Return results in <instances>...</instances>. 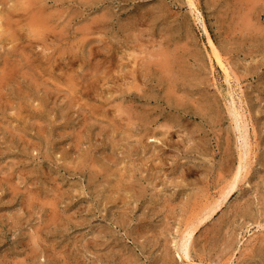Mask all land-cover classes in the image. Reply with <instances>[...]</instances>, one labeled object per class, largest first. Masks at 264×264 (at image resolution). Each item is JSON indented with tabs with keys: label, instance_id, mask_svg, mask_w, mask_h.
Segmentation results:
<instances>
[{
	"label": "rangeland",
	"instance_id": "374dc122",
	"mask_svg": "<svg viewBox=\"0 0 264 264\" xmlns=\"http://www.w3.org/2000/svg\"><path fill=\"white\" fill-rule=\"evenodd\" d=\"M30 1L0 0V264H264V0H198L229 79L187 0ZM43 8L45 40L25 26ZM235 108L248 123L250 171L200 225L188 257L185 223L219 197L242 150Z\"/></svg>",
	"mask_w": 264,
	"mask_h": 264
},
{
	"label": "bare ground",
	"instance_id": "6f19581e",
	"mask_svg": "<svg viewBox=\"0 0 264 264\" xmlns=\"http://www.w3.org/2000/svg\"><path fill=\"white\" fill-rule=\"evenodd\" d=\"M28 2H31L30 0H27ZM33 1V0H32ZM37 1V0H36ZM55 1H57V2H60V1H62V0H55ZM92 1V0H91ZM188 1V5H189V8H190V11H191V13H192V15L195 17V21L202 27V29L204 30V32L208 35V39H209V42H210V44H211V46H212V49H213V52H214V54H215V57H216V59H217V62L222 66V68L224 69V71H225V73L227 74V76H228V79L231 77V69H230V67H229V64H227L226 63V61H225V59H223V57H222V54L220 53V50L217 48V46L215 45V43H214V41L212 40V38H211V36H210V33H209V29H208V25H207V22H206V19H205V16H204V14H203V12H202V10L200 9V7H199V5H198V0H187ZM242 2H243V5L244 4H246L247 5V8H248V5L250 4V3H252V4H254L255 3V1L254 0H241ZM257 1H259V0H256V2ZM65 2V1H64ZM80 2V1H79ZM92 2H94V1H92ZM239 2V1H238ZM254 2V3H253ZM34 3H35V1H34ZM32 4V3H31ZM36 4V3H35ZM65 4V3H64ZM242 4V3H241ZM259 4V3H258ZM44 4H42L41 6H43ZM85 5V4H84ZM137 5V4H136ZM173 5V4H172ZM17 6H18V4H17ZM89 6V5H88ZM123 6V5H122ZM132 6V5H131ZM245 6V5H244ZM257 5H255L254 4V6L253 7H256ZM260 6V5H259ZM52 7V6H51ZM85 7H86V5H85ZM226 7V6H225ZM251 7V6H250ZM253 7H251V8H253ZM17 8V7H16ZM36 8V7H35ZM68 8V7H67ZM146 8V7H145ZM251 8H249V12H251L252 10H250ZM41 9V8H40ZM77 9H79V8H77ZM99 9H101V8H99ZM114 9V8H113ZM150 9V8H149ZM19 10V9H18ZM60 10V9H59ZM80 10V9H79ZM116 10V9H115ZM121 10V9H120ZM35 11V10H34ZM74 11V10H73ZM71 12V10H70V12H71V16H73V13L75 14V12ZM75 11H76V9H75ZM226 11V10H225ZM247 11V10H246ZM29 12H30V10H29ZM33 12V11H32ZM80 12H82L81 10L79 11V13H78V15L80 14ZM149 12V11H148ZM254 12V11H253ZM104 13V12H103ZM103 13H102V15H103ZM118 13V12H117ZM244 13H246L245 11H244ZM258 13V12H257ZM121 14H123V13H121ZM260 14H262V12L260 13ZM50 13H48L46 10H45V8H43L41 11H40V13H37V15H35V16H33L32 17V19H30L29 20V22H28V24H26L25 26H26V28H28L29 29V33L31 34H34V36L33 37H35V34L38 36V35H40L41 34V37L40 38H44V36H45V38H44V40L45 39H47L46 37H48V36H46V33H45V30H47V25H49V21L50 20H52V19H50ZM225 15V14H224ZM238 16H239V14H237ZM61 16V15H60ZM66 16H67V14H66ZM101 16V15H100ZM122 16V15H121ZM134 16V15H133ZM137 17H138V15H136ZM140 16V15H139ZM226 16V15H225ZM242 16V15H241ZM249 16V15H248ZM25 17V16H24ZM79 17V16H78ZM106 17V16H105ZM227 17V16H226ZM244 18H247V17H245V15L243 16ZM259 17V16H258ZM55 18H57V17H55ZM65 18V16L62 18V20ZM68 18V17H67ZM72 18V17H71ZM71 18H70V20H71ZM76 18V17H75ZM95 18V17H94ZM146 18V17H145ZM241 18V17H240ZM2 19V18H1ZM26 19V18H25ZM84 19V18H83ZM125 19V18H124ZM130 19V18H129ZM133 19H135V18H133ZM172 19V18H171ZM24 20V19H23ZM69 19H68V21H70ZM76 20V19H75ZM87 20V19H86ZM94 20V19H93ZM92 20V21H93ZM101 20V19H100ZM117 20V19H116ZM120 20H121V18H120ZM122 20H123V18H122ZM139 20V19H138ZM142 20V19H141ZM148 20V19H147ZM225 20V19H224ZM241 20V19H240ZM65 21V20H64ZM63 21V22H64ZM67 21V20H66ZM80 21V20H79ZM78 21V22H79ZM132 21V20H131ZM131 21H129L130 23H131ZM242 21V20H241ZM249 21H250V19H249ZM17 22V21H16ZM85 22V21H84ZM105 22V21H104ZM128 22V23H129ZM133 22V25H134V22L135 21H132ZM245 22V21H244ZM9 23V22H8ZM65 23V22H64ZM97 23V22H96ZM106 23V22H105ZM127 23V24H128ZM129 23V24H130ZM141 23V22H140ZM143 23V22H142ZM142 23H141V25H142ZM231 23H232V21H231ZM248 23V22H247ZM250 23V22H249ZM3 24V23H2ZM1 24V25H2ZM75 24H76V22H75ZM74 24V25H75ZM78 24V23H77ZM104 24V23H103ZM124 24V23H123ZM126 24V23H125ZM132 24V23H131ZM144 24V23H143ZM148 24V23H147ZM253 24V23H252ZM80 26H82V24L80 23L79 24ZM79 25H77V26H79ZM84 25H87V24H84ZM97 25H98V23H97ZM110 25H112V24H110ZM133 25L131 26L130 25V28L131 27H133ZM140 25V24H139ZM141 25H140V27H141ZM149 25H151V24H149ZM148 25V26H149ZM225 25V24H224ZM236 25V24H235ZM255 25H256V23H255ZM260 25V24H259ZM4 26V25H3ZM24 26V27H25ZM73 26V25H72ZM118 26V25H117ZM124 26V25H123ZM144 26H145V24H144ZM154 26V25H153ZM161 26V25H160ZM232 26V25H231ZM238 26V25H237ZM248 26H249V24H248ZM257 26V25H256ZM5 27V26H4ZM3 27V28H4ZM15 27V26H14ZM86 29L88 28V27H86V26H84ZM83 27V28H84ZM91 27V26H90ZM93 27H94V24H93ZM101 27V26H100ZM129 27V26H128ZM137 27V26H136ZM177 27V26H176ZM184 27H186V25L184 26ZM244 27V26H243ZM260 27H262V24H261V26H259V28ZM264 27V26H263ZM6 28V27H5ZM53 28V27H52ZM68 28V27H67ZM66 28V29H67ZM71 28V27H70ZM73 28V27H72ZM77 28V27H76ZM92 28V27H91ZM150 28V27H149ZM148 28V29H149ZM181 28V27H180ZM232 28V27H231ZM258 28V29H259ZM2 29V28H1ZM0 29V30H1ZM17 29V28H16ZM106 29V28H105ZM120 29V28H119ZM132 29V28H131ZM136 29V28H135ZM139 28H137L135 31H137ZM143 29V28H142ZM244 29H246V27L244 28ZM250 29V28H249ZM49 30V29H48ZM65 30V29H64ZM70 30V29H69ZM69 30H67V31H69ZM74 30V29H73ZM108 30V29H107ZM125 30V29H124ZM191 30V29H190ZM260 30H261V28H260ZM263 30V29H262ZM2 31L3 30H1V34H2ZM15 31V30H14ZM55 31V30H54ZM77 31H80V30H77ZM140 31H144V30H140ZM161 31V30H160ZM191 31H193V30H191ZM234 31V30H233ZM247 31V30H246ZM18 32V31H17ZM50 32H51V30H50ZM64 32V31H63ZM74 32H76V31H74ZM130 32V31H129ZM147 32H149V31H147ZM146 31H145V33H147ZM150 32H151V30H150ZM176 32V31H175ZM244 32H245V30H244ZM256 32V31H255ZM263 32V31H262ZM47 33H49V32H47ZM51 33H55V32H51ZM57 33V32H56ZM55 33V34H56ZM66 33V32H65ZM82 33V32H81ZM98 33V32H97ZM132 33V32H131ZM139 33V32H138ZM142 33V32H141ZM246 33V32H245ZM9 34V33H8ZM16 34V33H15ZM19 34V33H18ZM22 34V33H21ZM50 34V33H49ZM68 34V33H67ZM99 34V33H98ZM101 34V33H100ZM130 34V33H129ZM135 34V33H134ZM143 34V33H142ZM233 34V33H232ZM262 34V33H261ZM11 35H13V34H11ZM20 35V34H19ZM23 35V34H22ZM70 35V34H69ZM131 35V34H130ZM129 35V36H130ZM140 35V34H139ZM139 35H138V37H139ZM14 36H16V35H14ZM36 36V37H37ZM60 36V35H59ZM59 36H56V37H59ZM251 36V35H250ZM10 37V36H9ZM22 37V36H21ZM30 37V36H29ZM39 37V36H38ZM55 37V36H54ZM65 37V36H64ZM68 37V36H67ZM132 37V36H131ZM144 37H146V36H144ZM253 37V36H252ZM3 38H4V36H3ZM18 38H20V36L18 37ZM31 38V37H30ZM50 38V37H49ZM76 38L78 39V37L76 36ZM76 38H72L71 40L72 41H74V39H76ZM133 38V37H132ZM132 38H131V40H132ZM136 38V37H135ZM153 38V37H152ZM152 38H150V39H152ZM171 38V37H170ZM16 39V38H15ZM22 39V38H21ZM34 39V38H33ZM52 39V38H51ZM54 39H56V38H54ZM68 39V38H67ZM137 39V38H136ZM141 39V38H140ZM9 40H10V38H9ZM30 40V39H29ZM37 40V39H36ZM82 40V39H81ZM80 40V41H81ZM128 40V39H127ZM138 40H139V38H138ZM148 40V39H147ZM186 40V39H185ZM3 41V40H2ZM12 41V40H11ZM34 41V40H33ZM33 41H32V43H33ZM38 41V40H37ZM47 41V40H46ZM76 41V40H75ZM75 41H74V43H75ZM78 41V40H77ZM123 41H124V39H123ZM150 41V40H149ZM188 41V40H187ZM4 42V41H3ZM13 42V41H12ZM49 42H51V41H49ZM54 42V41H53ZM60 42H61V39H60ZM67 41H65V43H66ZM91 41H89V43H90ZM133 42H134V40H133ZM139 42V41H138ZM138 42H137V44H138ZM4 43H6V42H4ZM27 43H30V42H27ZM35 43V42H34ZM37 43V42H36ZM40 43V42H39ZM43 43V42H42ZM47 43V42H46ZM79 43V42H78ZM142 43V42H141ZM186 42H184L183 44H185ZM16 44V43H15ZM31 44V43H30ZM38 44V43H37ZM44 44V43H43ZM43 44H41V45H43ZM67 44V43H66ZM80 44V43H79ZM133 44V43H132ZM165 44V43H164ZM182 44V43H181ZM13 45V44H12ZM24 45V44H23ZM55 45V44H54ZM74 45V44H73ZM76 45V44H75ZM75 45L73 46V47H75ZM90 45V44H89ZM121 45H122V43H121ZM136 45V44H135ZM29 46V45H28ZM31 46V45H30ZM44 46V45H43ZM48 46H50V43L48 44ZM59 46V45H58ZM133 46H134V44H133ZM143 47L145 46V44L144 45H142ZM188 46V45H187ZM19 47H20V44H19ZM38 47V46H37ZM51 47V46H50ZM63 47H64V45H63ZM92 47V46H91ZM140 47V46H139ZM148 47V46H147ZM147 47H145V49L147 48ZM161 48L163 47V46H160ZM13 48V47H12ZM18 48V47H17ZM32 48H34V46L32 47ZM54 48H56V47H54ZM58 48V47H57ZM56 48V49H57ZM66 48H67V46H66ZM117 48H118V46H117ZM123 48V47H122ZM125 48V47H124ZM44 49V48H43ZM53 49V48H52ZM52 49H50L51 51H54V50H52ZM55 49V50H56ZM60 49V48H59ZM58 49V50H59ZM93 49V48H92ZM102 49H104V48H102ZM145 49H143V50H145ZM166 49V48H165ZM164 49V50H165ZM176 49V48H175ZM13 50V49H12ZM14 50H16L15 48H14ZM32 50V49H31ZM37 50V49H36ZM106 50V49H105ZM133 51H135L134 50V47H133V49H132ZM136 50H137V48H136ZM147 51H148V48L146 49ZM185 50H187V49H185ZM10 51H11V49H10ZM23 51V50H22ZM38 51V50H37ZM45 51V50H44ZM43 51V52H44ZM65 51V50H64ZM71 50H69V52H70ZM73 51V50H72ZM79 51V50H78ZM83 51V50H82ZM92 51V50H91ZM131 51V50H130ZM147 51H145V52H147ZM15 52V51H14ZM13 52V53H14ZM25 52H26V50H25ZM41 52V51H40ZM62 52H63V50H62ZM90 52V51H89ZM102 52H105L106 53V51H102ZM109 52H110V54H111V51H108V53H106V54H108L109 55ZM136 52V51H135ZM158 52V51H157ZM175 52V51H174ZM185 52V51H184ZM9 53V52H8ZM18 53H19V51H18ZM27 53V52H26ZM58 53V52H57ZM60 53V52H59ZM58 53V54H59ZM66 53V52H65ZM75 53V52H74ZM98 53H100V51L98 52ZM98 53H97V55H98ZM137 53H138V51H137ZM148 53V52H147ZM169 53H171V51L169 52ZM4 55H5V53H3ZM11 54H12V52H11ZM22 54H23V52H22ZM25 54V53H24ZM29 54V53H28ZM37 54V53H36ZM61 54V53H60ZM77 54V53H76ZM83 54V53H82ZM132 54V53H131ZM148 54H150V53H148ZM156 54V53H155ZM27 55V54H26ZM32 55V54H31ZM34 55V54H33ZM49 55V54H48ZM66 55V54H65ZM73 55V54H72ZM105 55V54H104ZM113 55V54H112ZM117 55V54H116ZM115 55V56H116ZM153 55H154V53H153ZM169 55V54H168ZM2 56V55H1ZM1 56H0V58H1ZM8 56H10V55H8ZM42 56V55H41ZM58 56V55H57ZM60 56V55H59ZM69 56V55H68ZM77 56V55H76ZM96 56V55H95ZM106 56V55H105ZM134 56V55H133ZM133 56H131V57H133ZM138 56H140L139 54L137 55V57ZM145 56V55H144ZM150 56H152V55H150ZM157 56H158V54H157ZM160 56V55H159ZM163 56H165V55H163ZM46 57V56H45ZM51 57H53V56H51ZM104 57V56H103ZM113 57V56H112ZM135 57V56H134ZM156 57V56H155ZM175 57V56H174ZM13 58H16V57H13ZM18 58H19V56H18ZM18 58H16V59H18ZM22 58V57H21ZM24 58V57H23ZM44 58V57H43ZM64 58V57H63ZM66 58V57H65ZM71 58V57H70ZM75 58V57H74ZM105 58V57H104ZM142 58H143V55H142ZM161 58V57H160ZM173 58V57H172ZM3 59V58H2ZM28 59V58H27ZM37 59H38V57H37ZM42 59V58H41ZM51 60H52V58H50ZM54 59H55V55H54ZM80 59V58H79ZM103 59V58H102ZM123 59V58H122ZM131 59V58H130ZM139 59H141L140 57H139ZM1 60V59H0ZM39 60V59H38ZM44 60V59H43ZM51 60H49V61H51ZM72 60H75V59H72ZM132 60V59H131ZM137 60V59H136ZM227 60H229V59H227ZM4 61H6V60H4ZM24 61V60H23ZM27 61V60H26ZM31 61V60H30ZM55 61V60H54ZM61 61V60H60ZM133 61H135L134 59H133ZM144 61H145V59H144ZM15 62V61H14ZM29 62V61H28ZM63 62V61H62ZM68 62H69V60H68ZM100 62H102V60L100 61ZM104 62V61H103ZM128 62H130V64H131V62L132 61H128ZM151 62H153L152 60H151ZM156 62V61H155ZM166 62V61H165ZM164 62V63H165ZM169 62V61H168ZM174 62V61H173ZM5 62H3L2 64H4ZM52 63V62H51ZM55 63V62H54ZM125 63V62H124ZM124 63H121L122 65L124 64ZM133 63V62H132ZM138 63V62H137ZM145 63V62H144ZM148 62H146V64H147ZM150 63V62H149ZM148 63V64H149ZM172 63V62H171ZM175 63V62H174ZM1 64V63H0ZM7 64H8V62H7ZM77 64H79V63H77ZM76 64V65H77ZM129 64V65H130ZM155 64V63H154ZM156 64H157V62H156ZM176 64H178V63H176ZM14 65H15V63H14ZM17 65V64H16ZM47 65H49V64H47ZM51 65V64H50ZM58 65H59V63H58ZM62 65V64H61ZM64 65V64H63ZM103 65V64H102ZM140 65V64H139ZM141 65H142V63H141ZM145 65V64H144ZM159 65V64H158ZM165 65H167L166 63H165ZM232 65V64H231ZM5 66L7 67V65L5 64ZM12 66H13V64H12ZM65 66V65H64ZM71 66V65H70ZM81 66V65H80ZM130 66H132V65H130ZM136 66V65H135ZM146 66V65H145ZM147 66H149V65H147ZM147 66H146V68H147ZM152 65H150V67H151ZM234 66V65H233ZM10 67H11V65H10ZM16 67V66H15ZM20 67H23V66H20ZM29 67V66H28ZM41 67V66H40ZM121 67V66H120ZM126 66H124V68H125ZM129 67V66H128ZM137 67V66H136ZM144 67V66H143ZM161 67V66H160ZM159 67V68H160ZM192 67H194V66H192ZM1 68V67H0ZM3 68V67H2ZM9 68V67H8ZM24 68H25V66H24ZM47 68V67H46ZM58 68H59V66H58ZM65 68V67H64ZM74 68V67H73ZM76 68H77V66H76ZM127 68V67H126ZM132 68V67H131ZM139 68V67H138ZM181 68V67H180ZM183 68V67H182ZM10 69V68H9ZM20 69V68H19ZM23 69V68H22ZM26 69V68H25ZM28 69V68H27ZM39 69V68H38ZM55 69H57V68H55ZM70 69V68H69ZM72 69V68H71ZM78 69H79V67H78ZM130 69V68H129ZM132 69H134V68H132ZM143 69V68H142ZM147 69H149V68H147ZM156 69V68H155ZM154 69V70H155ZM162 69H163V67H162ZM165 69V68H164ZM172 69V68H171ZM170 69V70H171ZM184 69V68H183ZM234 69V68H233ZM18 70V69H17ZM34 70V69H33ZM49 70V69H48ZM50 70H52V69H50ZM68 70V69H67ZM144 70V69H143ZM166 70H168V69H166ZM179 70V69H178ZM182 70V69H181ZM2 71V70H1ZM4 71V70H3ZM6 71V70H5ZM14 71H16V70H14ZM19 71V70H18ZM22 71V70H21ZM29 71H30V69H29ZM34 71H36V70H34ZM39 71V70H38ZM41 71V70H40ZM46 71H47V69H46ZM52 71H55L54 69L52 70ZM57 71V70H56ZM62 71V70H61ZM124 71V70H123ZM130 71H134V70H130ZM129 71V72H130ZM140 71V70H139ZM146 71V70H145ZM151 71V70H150ZM189 71H190V69H189ZM7 72V71H6ZM10 72V71H9ZM20 72V71H19ZM137 72V71H136ZM153 72V71H152ZM157 72V71H156ZM183 72V71H182ZM5 73V72H4ZM39 73V72H38ZM44 73V72H43ZM62 73V72H61ZM65 73V72H64ZM81 73V72H80ZM107 73V72H106ZM105 73V74H106ZM153 73H155V72H153ZM166 73V72H165ZM169 73H170V71H169ZM181 73V72H180ZM189 72H187V74H188ZM195 73V72H194ZM236 73V72H235ZM1 74H2V72H1ZM18 74H22V73H18ZM27 74V73H26ZM48 74H49V72H48ZM52 74V73H51ZM55 74V73H54ZM53 74V75H54ZM60 74V73H59ZM118 74H120V73H118ZM130 74V73H129ZM141 74H143L144 75V73L142 72ZM151 74V73H150ZM167 74V73H166ZM190 74V73H189ZM237 74V73H236ZM11 75V74H10ZM9 75V76H10ZM33 75V74H32ZM34 75H35V73H34ZM55 75H57V74H55ZM72 75V74H71ZM132 75H133V73H132ZM138 75V74H137ZM136 75V76H137ZM147 75V74H146ZM152 75V74H151ZM158 75H160L161 76V74H157V76ZM168 75V74H167ZM21 76V75H20ZM19 76V77H20ZM48 76V75H47ZM70 76V75H69ZM105 76L106 75H104V78H105ZM119 76V75H118ZM121 76V75H120ZM122 76H124V75H122ZM128 76H130V75H127V78H128ZM134 76H135V74H134ZM133 76V77H134ZM140 76V75H139ZM153 76V75H152ZM159 76V77H160ZM190 76V75H189ZM12 77V76H11ZM23 77V76H22ZM26 77H28V76H26ZM32 77V76H31ZM34 77V76H33ZM45 77V76H44ZM64 77V76H63ZM65 77H66V74H65ZM71 77V76H70ZM84 77V76H83ZM132 77V78H133ZM142 77H144V76H142ZM149 77V76H148ZM178 77V76H177ZM10 78V77H9ZM15 78H16V76H15ZM18 78V77H17ZM29 78V77H28ZM49 78V77H48ZM56 78V77H55ZM80 78V77H79ZM103 78V79H104ZM109 78V77H108ZM115 78V77H114ZM120 78V77H119ZM141 78V77H140ZM145 78V77H144ZM152 78V77H151ZM190 78H191V76H190ZM201 78V82H202V80H203V77H200ZM13 79V78H12ZM24 79V78H23ZM23 79H21V80H23ZM73 79V78H72ZM71 79V80H72ZM102 79V80H103ZM149 79V78H148ZM159 79V78H158ZM157 79V80H158ZM163 79V78H162ZM187 79V78H186ZM192 79V78H191ZM198 79V78H197ZM0 80H1V78H0ZM50 80V79H49ZM54 80V79H53ZM123 80V79H122ZM133 80V79H132ZM131 80V81H132ZM140 80V79H139ZM142 80V79H141ZM152 80V79H151ZM207 80V79H206ZM206 80H205V82H206ZM3 81V80H2ZM5 81H6V79H5ZM12 81V80H11ZM10 81V82H11ZM20 81V80H19ZM18 81V82H19ZM30 81V80H29ZM29 81H28V83H29ZM32 81H33V79H32ZM35 81V80H34ZM42 81V80H41ZM46 81V80H45ZM56 81V80H55ZM58 81V80H57ZM74 81H75V78H74ZM78 81V80H77ZM85 81V80H84ZM90 81V80H89ZM97 81V80H96ZM106 81V80H105ZM116 81V80H115ZM124 81H126V80H124ZM134 81V80H133ZM136 81V80H135ZM143 81V80H142ZM149 81V80H148ZM147 81V82H148ZM162 81V80H161ZM161 81H159V82H161ZM172 81V80H171ZM193 81V80H192ZM39 82V81H38ZM59 82V81H58ZM65 82H66V80H65ZM71 82H73V81H71ZM88 82V81H87ZM173 82V81H172ZM172 82H171V84H172ZM176 82V81H175ZM2 83V82H1ZM9 83V82H8ZM13 83V82H12ZM15 83V82H14ZM21 83V82H20ZM74 83V82H73ZM114 83H116V82H114ZM133 83V82H132ZM178 83V82H177ZM184 83V82H183ZM183 83H181V84H183ZM208 83V82H207ZM22 84V83H21ZM67 84V83H66ZM71 85H72V83H70ZM69 84V85H70ZM75 84V83H74ZM80 84V83H79ZM86 84V83H85ZM94 84V83H93ZM117 84V83H116ZM122 84V83H121ZM124 84H126V83H124ZM138 84V83H137ZM148 84V83H147ZM151 84V83H150ZM180 84V83H179ZM190 84V83H189ZM188 84V85H189ZM192 84H194V82H192ZM192 84H190V85H192ZM202 84V83H201ZM10 85V84H9ZM16 85V84H15ZM43 85V84H42ZM42 85H41V88H42ZM54 85H55V83H54ZM61 85H63V84H61ZM60 85V86H61ZM198 85V84H197ZM7 86V85H6ZM14 86V85H13ZM12 86V87H13ZM20 86V85H19ZM65 86H67V85H65ZM100 86V85H99ZM119 86H120V84H119ZM132 86V85H131ZM193 86V85H192ZM191 86V87H192ZM195 86V85H194ZM4 87V86H3ZM3 87H2V89H3ZM9 87V86H8ZM26 88H27V86H25ZM33 87V86H32ZM49 87V86H48ZM77 87V86H76ZM98 87V86H97ZM96 87V88H97ZM124 87H126V86H124ZM140 87V86H139ZM143 87V86H142ZM0 88H1V86H0ZM5 88V87H4ZM21 88H23L22 87V85H21ZM31 88V87H30ZM46 88V87H45ZM61 88V87H60ZM64 88H66V87H64ZM68 88V87H67ZM69 88H71V87H69ZM101 88H102V86H101ZM114 88V87H113ZM127 88V87H126ZM133 88V87H132ZM135 88V87H134ZM172 88V87H171ZM174 88V87H173ZM176 88V87H175ZM184 88V87H183ZM197 88V87H196ZM9 89V88H8ZM17 89V88H16ZM34 89V88H33ZM35 89H37L36 87H35ZM50 89V88H49ZM49 89H47V91L49 90ZM73 90H74V88H72ZM75 89H77V88H75ZM78 89H80V88H78ZM82 89V88H81ZM87 89V88H86ZM118 89V88H117ZM123 89H125V88H123ZM129 89H131V88H129ZM20 90V89H19ZM66 90V89H65ZM69 90V89H68ZM132 90V89H131ZM136 90V89H135ZM139 89H137V91H138ZM192 90H193V88H192ZM24 91V90H23ZM46 91V90H45ZM46 91V92H47ZM75 91V90H74ZM98 91V90H97ZM99 91H100V89H99ZM120 91H121V89H120ZM188 91V90H187ZM11 92V91H10ZM16 92V91H15ZM20 92V91H19ZM36 92V91H35ZM41 92H43V90L41 91ZM95 92V91H94ZM102 92V91H101ZM112 92V91H111ZM127 92V91H126ZM184 92H186L185 90H184ZM12 93V92H11ZM14 93V92H13ZM63 93V92H62ZM61 93V94H62ZM68 94H69V92H67ZM78 93H79V91H78ZM77 93V94H78ZM83 93V92H82ZM87 93V92H86ZM90 93V92H89ZM123 93H124V91H123ZM173 93V92H172ZM176 93V92H175ZM187 93V92H186ZM190 92H188L187 94H189ZM17 94V93H16ZM27 94V93H26ZM26 94H24L23 93V96L25 95V97H24V99L26 98L27 99V97H26ZM37 94V93H36ZM36 94H34L33 93V95H34V99L36 98L35 97V95ZM73 94V93H72ZM98 94V93H97ZM100 94V93H99ZM99 94H98V96H99ZM138 94V93H137ZM181 94H183V93H181ZM20 95H21V93L19 94V98H21L20 97ZM31 95H32V93H31ZM32 95V96H33ZM39 95V94H38ZM53 95V94H52ZM74 95H76V94H74ZM74 95H73V97H74ZM90 95V94H89ZM92 95V94H91ZM114 95V94H113ZM124 95V94H123ZM169 95V94H168ZM178 95V94H177ZM184 95H186V94H184ZM44 97H45V95H43ZM42 96V97H43ZM58 96V95H57ZM67 96V95H66ZM72 96V95H71ZM70 96V97H71ZM77 96V95H76ZM101 96V95H100ZM115 96V95H114ZM121 96V95H120ZM174 96V95H173ZM199 96V95H198ZM204 96V95H203ZM31 97V96H30ZM29 97V98H30ZM51 97V96H50ZM81 97V96H80ZM180 97V96H179ZM181 97H183V96H181ZM187 97H189V96H187ZM197 97V96H196ZM8 98H10V97H8ZM12 98H13V96H12ZM18 98V97H17ZM16 98V99H17ZM55 98V97H54ZM94 98V97H93ZM128 98V97H127ZM184 98V97H183ZM1 99H3V98H1ZM7 99V98H6ZM15 99V98H14ZM22 99V98H21ZM20 99V100H21ZM24 99H22V100H24ZM32 99H33V97H32ZM73 99V98H72ZM71 99V100H72ZM87 99V98H86ZM85 99V100H86ZM120 99V98H119ZM182 99V98H181ZM190 99H191V97H190ZM19 100V101H20ZM29 100V99H28ZM59 100V99H58ZM100 100H101V97H100ZM109 100V99H108ZM129 100V99H128ZM185 100V99H184ZM2 101H4V100H2ZM13 101V100H12ZM36 101V100H35ZM48 101H50V100H48ZM122 101V100H121ZM178 101V100H177ZM212 101V100H211ZM10 102L11 101H9V104H10ZM30 102V101H29ZM32 102V101H31ZM34 102V101H33ZM40 102V101H39ZM65 102V101H64ZM187 102H189L188 100H187ZM196 102V101H195ZM4 103V102H3ZM19 103V102H18ZM27 103V102H26ZM52 103V102H51ZM71 103H72V101H71ZM81 103V102H80ZM83 103H84V101H83ZM86 103V102H85ZM84 103V104H85ZM108 103V102H107ZM122 103V102H121ZM121 103H120V105H121ZM194 103V102H193ZM6 104V103H5ZM29 104V103H28ZM32 104V103H31ZM83 104V105H84ZM99 104V103H98ZM110 104H112V103H110ZM110 104H108V105H110ZM115 104V103H114ZM118 104V103H117ZM125 104V103H124ZM127 104V103H126ZM33 105V104H32ZM46 105V104H45ZM68 105V104H67ZM104 105V104H103ZM195 105V104H194ZM27 106V105H26ZM31 106V105H30ZM50 106V105H49ZM70 106V105H69ZM73 107H74V105H72ZM131 106V105H130ZM156 106V105H155ZM10 107V106H9ZM22 107H25V106H23L22 105ZM114 107H116L115 105H114ZM127 107V106H126ZM134 107V106H133ZM137 107V106H136ZM42 108H43V106H42ZM65 108V107H64ZM67 108V107H66ZM100 108H102L101 106H100ZM106 108V107H105ZM109 108V107H108ZM138 108V107H137ZM149 108V107H148ZM11 109V108H10ZM19 109V108H18ZM21 109V108H20ZM26 109V108H25ZM28 109V108H27ZM70 109V108H69ZM93 109V108H92ZM91 109V110H92ZM110 109V108H109ZM115 109V108H114ZM114 109H112V110H114ZM118 109V108H117ZM132 109V108H131ZM14 110V109H13ZM23 110V109H22ZM21 110V111H22ZM38 110H40V109H38ZM47 110V109H46ZM65 110V109H64ZM94 111V110H93ZM97 111H99L98 109H97ZM108 111V110H107ZM129 111V110H128ZM211 114L213 115V117H217V118H219L220 116H222V114H221V109L220 108H218V105H217V103H215V102H213V103H211ZM16 112V111H15ZM40 112V111H39ZM68 112V111H67ZM88 112V111H87ZM121 112H125V111H121ZM17 113V112H16ZM21 113H23V112H21ZM27 113V112H26ZM72 113V112H71ZM95 113V112H94ZM97 113V112H96ZM102 113V112H101ZM105 113V112H104ZM116 113H117V111H116ZM119 113V112H118ZM117 113V114H118ZM136 113V112H135ZM235 113H236V120H237V126H236V128L238 129V132L240 133V139L242 140V150H241V152L239 153V155H238V157L237 158H234V160H233V158L231 157V165H229L230 167H233V169H231L230 170V168H227V169H229L230 170V174H231V179H230V181L227 183V185H225L223 188H222V191H221V193H220V195H219V197L217 198V199H215V201L213 202V203H208V204H205L206 206H204L203 205V207H195L194 206V210H195V212H196V210H197V213H195V217H194V219H192L191 221H189L188 223H185V229L183 230L182 229V227H181V229L183 230L182 232H183V234H184V238H183V241H181L182 242V248H183V250H185V254L188 256V257H190V253H189V251H190V248L192 249V246L190 247L189 246V242L193 239V237L195 236V234H196V231L198 230V228L200 227V225L204 222V221H206V220H208V219H210L212 216H214V214L215 213H217L220 209H222L223 208V206L225 205V204H227V202L230 200V198L235 194V192L239 189V187H240V185H241V183L243 182V181H245L246 179H247V176H248V173H249V166H250V161L252 160V145H251V141H250V134H249V129H248V123H247V121H246V118H244V115L242 114V113H240V111L238 110V109H236L235 108ZM31 114V113H30ZM112 114H113V112H112ZM120 114V113H119ZM161 114V113H160ZM22 115V114H21ZM21 115H19V117L21 116ZM25 115V114H24ZM86 115V114H85ZM85 115H84V117H85ZM96 115V114H95ZM115 115V114H114ZM31 116V115H30ZM69 116V115H68ZM67 116V117H68ZM87 116V115H86ZM97 116V115H96ZM108 116V115H107ZM100 117H103V116H100ZM106 117V116H105ZM109 117V116H108ZM123 117V116H122ZM126 117V116H125ZM131 117V116H130ZM129 117V118H130ZM173 117V116H172ZM23 118V117H22ZM26 118V117H25ZM24 118V119H25ZM43 118V117H42ZM117 118V117H116ZM124 118V117H123ZM128 118V119H129ZM4 119V118H3ZM8 119V118H7ZM23 119V120H24ZM28 119V118H27ZM103 119V118H102ZM110 119V118H109ZM131 119V118H130ZM88 120V119H87ZM105 119H103V121H104ZM132 120V119H131ZM134 120V119H133ZM136 120V119H135ZM97 121V120H96ZM109 121H112L111 119L109 120ZM25 122H26V119H25ZM86 122V121H85ZM99 122V121H98ZM83 124H84V122H83ZM103 124V123H102ZM110 124V123H109ZM126 125H129V124H127L126 123ZM166 126V124L164 125V127ZM102 127V126H101ZM164 127H162V129L164 128ZM130 128V127H129ZM132 128V127H131ZM159 128V127H158ZM166 129V128H165ZM167 130V129H166ZM236 130V129H235ZM80 131H85L84 129H81ZM93 131V130H92ZM113 131V129L111 130V132ZM122 131V130H121ZM165 131V130H164ZM97 132V131H96ZM103 132V131H102ZM164 135H165V132H162ZM161 133V134H162ZM113 134V133H112ZM121 134V133H120ZM146 135H148V132H146ZM166 135H168V134H166ZM128 136V135H127ZM131 136V135H130ZM141 136V135H140ZM145 136V135H144ZM228 136V135H227ZM226 136V137H227ZM127 138V137H126ZM133 137H131V139H132ZM143 138V137H142ZM149 139H151V136H149L148 137ZM147 138V139H148ZM152 138H153V136H152ZM154 138H155V136H154ZM76 139H77V137H76ZM170 139V138H169ZM230 139V138H229ZM158 140V139H157ZM83 141V140H82ZM78 142V141H77ZM117 142V141H116ZM140 142V141H139ZM163 142H165V141H163ZM93 143V142H92ZM169 143V142H168ZM78 144H80V143H78ZM226 145V144H225ZM80 146V145H79ZM141 146V145H140ZM228 147V146H227ZM88 149H90V148H88ZM97 149H98V147H97ZM255 149H256V147H255ZM233 150V149H232ZM227 153V152H226ZM254 154V153H253ZM84 155V154H83ZM97 155V154H96ZM98 156V155H97ZM228 157V156H227ZM106 158H109V157H106ZM228 159V158H227ZM84 160V159H83ZM113 160H114V158H113ZM232 160H233V163H232ZM85 163H87V162H85ZM84 163V164H85ZM107 163V162H106ZM91 165V164H90ZM93 166V165H92ZM180 167V166H179ZM101 171V170H100ZM104 171V170H103ZM188 174V173H187ZM226 175V174H225ZM229 175V174H228ZM93 179V178H92ZM94 180V179H93ZM216 190V189H215ZM211 193V192H210ZM209 193V194H210ZM193 194V193H192ZM214 195V194H213ZM196 196V195H195ZM214 198V197H213ZM189 199H191L190 197H189ZM206 199V198H205ZM168 200V199H167ZM196 200V199H195ZM172 202V201H171ZM188 202V201H187ZM186 202V203H187ZM204 202H205V200H204ZM230 202V201H229ZM166 203V202H165ZM167 203H168V201H167ZM170 204V203H169ZM173 204V203H172ZM177 204V203H176ZM168 205V204H167ZM176 206V205H175ZM174 206V207H175ZM173 207V209L175 210V208ZM190 207V206H189ZM186 209V208H185ZM187 209H188V206H187ZM193 209V208H192ZM198 209H200L199 211H198ZM191 210V209H190ZM193 210V211H194ZM167 211H168V209H167ZM186 211V210H185ZM188 212H190V211H188ZM194 213V212H193ZM224 213V212H223ZM188 214V213H187ZM166 215H167V213H166ZM185 215H186V213H185ZM173 216V215H172ZM189 217H190V215H189ZM189 217H185V218H189ZM182 222V221H181ZM186 222V221H185ZM262 222V221H261ZM205 224V223H204ZM183 225V224H182ZM216 225V224H215ZM216 227V226H215ZM221 228V227H220ZM204 231H205V229H204ZM210 231V230H209ZM216 231V230H215ZM181 232V231H180ZM144 233V232H143ZM202 233H203V231H202ZM183 234H182V236H183ZM201 234V233H200ZM212 234V233H211ZM206 235V234H205ZM199 237V236H198ZM200 237H201V235H200ZM227 237V236H226ZM182 238V237H181ZM197 238V237H196ZM195 238V239H196ZM198 239V238H197ZM225 239V238H224ZM200 240V239H199ZM203 240V239H202ZM207 241V240H206ZM210 241H211V239H210ZM191 242H193V241H191ZM197 242V241H196ZM201 242V241H200ZM209 242V241H208ZM217 242V241H216ZM194 243H195V241H194ZM198 243V242H197ZM211 243V242H210ZM204 244V243H203ZM199 245V244H198ZM206 245H207V243H206ZM209 245V244H208ZM194 246V245H193ZM200 246V245H199ZM223 246V245H222ZM228 246V245H227ZM226 246V247H227ZM190 247V248H189ZM206 247V246H205ZM208 247V246H207ZM195 248V247H194ZM203 249V248H202ZM206 249V248H205ZM195 250V249H194ZM198 251H200L199 249H197ZM193 253V252H192ZM166 255H167V252L165 253ZM168 254H169V252H168ZM168 256V255H167ZM196 256V255H195ZM200 256V255H199ZM54 257V256H53ZM128 257V256H127ZM192 257V256H191ZM220 257V256H219ZM65 259V258H64ZM203 259V258H202ZM227 259V258H226ZM225 259V260H226ZM171 260V259H170ZM205 260V259H204ZM130 261V260H129ZM164 261H166V260H164ZM208 261V260H207ZM206 261V262H207ZM125 262V261H124ZM124 262H123V264H124ZM127 262V261H126ZM133 262V261H132ZM206 262H205V264H206ZM226 262V261H225ZM167 263V262H166ZM208 263V262H207ZM227 263V262H226ZM128 264V263H127ZM212 264V263H211ZM222 264H223V262H222ZM229 264V263H228Z\"/></svg>",
	"mask_w": 264,
	"mask_h": 264
}]
</instances>
